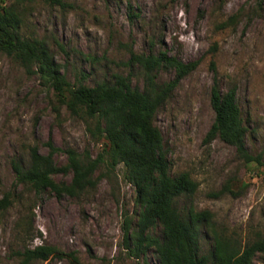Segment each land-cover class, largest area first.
Returning <instances> with one entry per match:
<instances>
[{
    "label": "rangeland",
    "instance_id": "1",
    "mask_svg": "<svg viewBox=\"0 0 264 264\" xmlns=\"http://www.w3.org/2000/svg\"><path fill=\"white\" fill-rule=\"evenodd\" d=\"M15 4V0H6ZM66 8L43 2L17 5L25 37L45 41L72 86H96L117 74L133 73L144 88L132 52H166L198 68L177 86L158 111L171 174L188 172L199 188L183 207L208 210L218 232L245 246L264 238V165L247 164L237 149L220 139L207 140L216 115L211 105L215 71L224 92L236 87L248 128L249 153L264 162V0H63ZM239 14L225 29L219 25ZM214 64V66H213ZM214 68L216 70H214ZM35 69V68H34ZM174 70L159 82L174 80ZM95 121L76 115L59 101L55 89L38 73L0 52V264H22L26 248L51 246L59 256L31 264H139L125 247V223L136 211V188L118 166L96 173L93 189L76 197L47 191L37 194L17 181L14 163L27 162L31 149L67 150L95 159L102 150ZM73 174H60L70 183ZM213 239L204 235L202 252ZM151 264H158L149 252ZM254 264H264L257 255Z\"/></svg>",
    "mask_w": 264,
    "mask_h": 264
},
{
    "label": "trees",
    "instance_id": "2",
    "mask_svg": "<svg viewBox=\"0 0 264 264\" xmlns=\"http://www.w3.org/2000/svg\"><path fill=\"white\" fill-rule=\"evenodd\" d=\"M36 2L67 7L63 0H15V4L0 0V52L18 60L29 72L38 73L54 87L59 101L73 114L95 121L93 134L98 135L102 150L93 159L68 149L67 164L60 166L54 159L59 149L49 144L50 153L44 155L34 147L29 161L14 163L18 183L37 194L50 191L58 197H76L96 187L101 179L96 173L102 166L108 171L122 166L125 179L136 188L137 194L135 220L126 219L124 243L133 257L143 260L139 264H151L149 252L156 256L158 264H254L257 255H264V238L244 247L235 244L217 231L212 212L181 205L182 200L195 195L199 185L188 172L171 174L163 135L154 123L158 111L182 80L198 68L199 62L185 63L166 52H132L127 64L138 67L143 89L134 85L132 71L93 87L84 83L72 86L46 42L25 37L21 32L23 19L17 5ZM238 17L239 14L230 17L219 25L220 29L234 25ZM164 70H174V80L160 83L159 76ZM211 105L216 118L207 140L218 138L235 147L247 164L264 165L262 157L251 155L247 148L248 128L236 87L224 92L216 71ZM69 173L73 174L70 183L56 181L57 175ZM9 203V197L2 200L0 211L7 209ZM204 235L213 239L209 254L202 252ZM57 255L60 254L56 248L44 245L19 253L22 264L47 261Z\"/></svg>",
    "mask_w": 264,
    "mask_h": 264
}]
</instances>
